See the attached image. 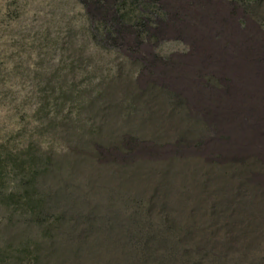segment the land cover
Instances as JSON below:
<instances>
[{
    "label": "rangeland",
    "instance_id": "obj_1",
    "mask_svg": "<svg viewBox=\"0 0 264 264\" xmlns=\"http://www.w3.org/2000/svg\"><path fill=\"white\" fill-rule=\"evenodd\" d=\"M0 143V264H264V0H0Z\"/></svg>",
    "mask_w": 264,
    "mask_h": 264
},
{
    "label": "trees",
    "instance_id": "obj_2",
    "mask_svg": "<svg viewBox=\"0 0 264 264\" xmlns=\"http://www.w3.org/2000/svg\"><path fill=\"white\" fill-rule=\"evenodd\" d=\"M91 1L97 3L103 0ZM96 9L97 11H102V7L99 5H97ZM45 91L46 95L44 97L47 99V103L44 108L50 104H48V99L52 96L50 92H47L48 90ZM21 158L22 155L19 152L10 150L6 143H0V180L4 179L7 167L12 164H18V162L22 163ZM12 197L14 196L7 195L6 198ZM15 198L18 197L15 196ZM20 198L18 199L20 200ZM207 254L208 250L204 246L183 247L180 244L164 242L138 243L130 246L127 253L122 252L123 260L121 264H208L209 260H207V263L204 262L206 261L204 256ZM213 257H215L212 261L213 264H227L221 254H216Z\"/></svg>",
    "mask_w": 264,
    "mask_h": 264
}]
</instances>
